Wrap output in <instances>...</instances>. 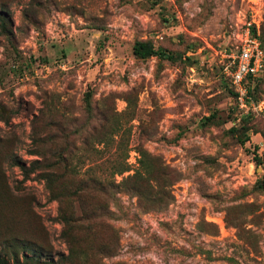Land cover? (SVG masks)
I'll list each match as a JSON object with an SVG mask.
<instances>
[{
  "label": "rangeland",
  "instance_id": "374dc122",
  "mask_svg": "<svg viewBox=\"0 0 264 264\" xmlns=\"http://www.w3.org/2000/svg\"><path fill=\"white\" fill-rule=\"evenodd\" d=\"M251 19L264 48V0H0V261L264 264V103L238 111L223 71ZM135 42L157 53L137 59ZM251 96L264 101V71ZM117 141L122 177L138 149L181 174L172 203L142 211L120 189L113 219L65 239L57 199Z\"/></svg>",
  "mask_w": 264,
  "mask_h": 264
},
{
  "label": "trees",
  "instance_id": "16d2710c",
  "mask_svg": "<svg viewBox=\"0 0 264 264\" xmlns=\"http://www.w3.org/2000/svg\"><path fill=\"white\" fill-rule=\"evenodd\" d=\"M260 41V40H259ZM261 48L264 50L260 41ZM132 55L137 59H145L157 53L152 45L144 42H135L131 48ZM254 88V87H253ZM253 92V89H252ZM251 92V93H252ZM232 93V92H231ZM233 96V94H232ZM108 135V134H107ZM104 135L99 143L102 144V149L105 148L110 140V137ZM117 146L109 157L104 158L101 163H98L96 169L92 167L86 168L82 175L83 188L80 192H71L66 199H57L58 202V219L63 225L62 237L68 239L72 231L82 232L84 227L82 222L91 220L98 221L100 219H113L114 214L108 209L107 203L112 202L116 204L114 198L115 193L120 189L124 190L128 195L136 198L137 206L142 211L148 209L162 210L166 208L173 201L170 188L172 185L181 178V174L174 169L156 167L157 158L150 156L146 151L138 149V158L136 161L137 167L132 174L122 177L124 173L129 171L128 164L126 163L127 153L123 145L117 141ZM101 152L102 150H97ZM71 175H75L74 167H71ZM157 171V172H156ZM160 176H157V175ZM115 176H121L117 182L114 181ZM43 180L45 186L50 183V176L48 173L44 174ZM264 181L261 182L260 188H263ZM148 189H156V194H161V199L151 200L148 198ZM72 198V200H69ZM68 199V200H67ZM144 199V200H142ZM151 201L152 206L148 207L146 202ZM75 202L79 209V216L75 217L71 211L69 203ZM150 202V203H151ZM23 250L31 253L30 246L38 248L33 253L41 255L39 247L31 241H23ZM100 253H106L108 247H99ZM32 255V254H31ZM69 256L61 258L60 264H66L69 261ZM0 264H5L0 261Z\"/></svg>",
  "mask_w": 264,
  "mask_h": 264
},
{
  "label": "built area",
  "instance_id": "2783aa9c",
  "mask_svg": "<svg viewBox=\"0 0 264 264\" xmlns=\"http://www.w3.org/2000/svg\"><path fill=\"white\" fill-rule=\"evenodd\" d=\"M227 77L233 94V102L240 112L258 114L263 110L262 100H254L252 89L264 71V50L258 38V22L251 19L244 23L242 32L235 34L232 50L224 55Z\"/></svg>",
  "mask_w": 264,
  "mask_h": 264
}]
</instances>
